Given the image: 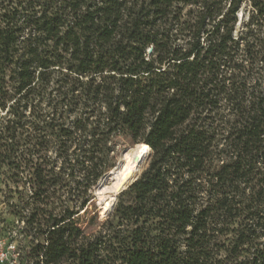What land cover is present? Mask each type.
<instances>
[{
	"label": "trees",
	"instance_id": "obj_1",
	"mask_svg": "<svg viewBox=\"0 0 264 264\" xmlns=\"http://www.w3.org/2000/svg\"><path fill=\"white\" fill-rule=\"evenodd\" d=\"M0 177L35 264H264V0H0Z\"/></svg>",
	"mask_w": 264,
	"mask_h": 264
},
{
	"label": "rangeland",
	"instance_id": "obj_2",
	"mask_svg": "<svg viewBox=\"0 0 264 264\" xmlns=\"http://www.w3.org/2000/svg\"><path fill=\"white\" fill-rule=\"evenodd\" d=\"M248 5H243L240 12H239V18L241 19L242 14L246 17H248ZM242 13V14H241ZM241 15V16H240ZM241 30L240 24L237 26V32ZM125 144H130L127 142V140L121 139L119 146L117 148L118 151L121 150L122 146ZM54 155V154H53ZM148 164V161L145 162L142 166V171L146 168ZM139 173L138 175H140ZM4 177H0V190H5V185L3 183ZM15 200L17 198V195L14 197ZM92 202V201H91ZM97 203H92L89 207L88 214L82 217V222H84V226L86 227L89 225V230H95L99 229L97 228V224L101 222L100 220V212L102 214V211H99V205ZM97 213V215H95ZM94 218L93 222H90V219ZM24 226V222L20 221V219L11 214V211L9 210L8 206L6 205V202L3 199V194L0 192V239L2 240L3 247L5 252L7 253V256L10 258V262H13V264H35V258L31 255H28L29 248H28V240H25L23 236L20 234L22 228ZM5 244V245H4ZM6 246V247H5Z\"/></svg>",
	"mask_w": 264,
	"mask_h": 264
},
{
	"label": "bare ground",
	"instance_id": "obj_3",
	"mask_svg": "<svg viewBox=\"0 0 264 264\" xmlns=\"http://www.w3.org/2000/svg\"><path fill=\"white\" fill-rule=\"evenodd\" d=\"M151 154V148L146 144H141L121 155L108 181H102L96 191L99 210L103 215L108 216L111 213L119 195L139 176L138 174L143 169L142 165L149 161Z\"/></svg>",
	"mask_w": 264,
	"mask_h": 264
},
{
	"label": "built area",
	"instance_id": "obj_4",
	"mask_svg": "<svg viewBox=\"0 0 264 264\" xmlns=\"http://www.w3.org/2000/svg\"><path fill=\"white\" fill-rule=\"evenodd\" d=\"M7 253L8 252H5L4 247H3L2 240L0 239V264H13V262H10L11 260L7 256Z\"/></svg>",
	"mask_w": 264,
	"mask_h": 264
},
{
	"label": "water",
	"instance_id": "obj_5",
	"mask_svg": "<svg viewBox=\"0 0 264 264\" xmlns=\"http://www.w3.org/2000/svg\"><path fill=\"white\" fill-rule=\"evenodd\" d=\"M152 50H150V52H151ZM140 144H142V143H140ZM129 145H131V144H129ZM124 146V145H123ZM123 146H122V148H123ZM134 146H137V144L136 145H134ZM122 148H121V150H122ZM121 150L120 151H118V153H117V158H119V156H120V154H121ZM115 168V167H114ZM113 168V169H114ZM112 169V170H113ZM112 170L111 171H109L105 176H104V178L99 182V184L97 185V187L94 189V192H93V195H96V191H97V188H99L100 186H101V183H102V181H108V177L112 174ZM139 178V176L132 182V183H134L137 179ZM131 183V184H132ZM130 184V185H131ZM129 185V186H130ZM128 186V187H129Z\"/></svg>",
	"mask_w": 264,
	"mask_h": 264
}]
</instances>
